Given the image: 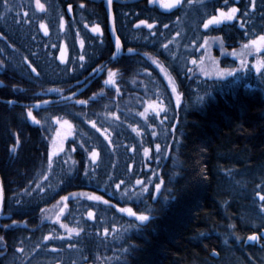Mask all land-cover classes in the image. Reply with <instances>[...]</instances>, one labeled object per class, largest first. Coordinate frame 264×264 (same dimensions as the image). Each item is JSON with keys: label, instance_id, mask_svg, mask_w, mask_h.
Listing matches in <instances>:
<instances>
[{"label": "trees", "instance_id": "trees-1", "mask_svg": "<svg viewBox=\"0 0 264 264\" xmlns=\"http://www.w3.org/2000/svg\"><path fill=\"white\" fill-rule=\"evenodd\" d=\"M40 2L45 11L36 0H0V264H264L263 240L245 244L264 229V0L255 10L250 0H183L173 12L147 0L114 4L117 59L103 2ZM234 5L237 20L203 27ZM140 19L155 27H134ZM109 70L116 84L104 83ZM89 82L72 100L33 108L40 125L27 117L32 104ZM53 117L73 134L48 171L61 130Z\"/></svg>", "mask_w": 264, "mask_h": 264}, {"label": "snow or ice", "instance_id": "snow-or-ice-1", "mask_svg": "<svg viewBox=\"0 0 264 264\" xmlns=\"http://www.w3.org/2000/svg\"><path fill=\"white\" fill-rule=\"evenodd\" d=\"M5 2H7V0H5ZM149 2L152 3V4H159L164 9H172V8L176 7L177 5L181 4V0H149ZM224 2H225V4H227V0H224ZM108 5H109V14H110V17H111V29H112V32L115 34L117 32L116 17L114 15V13L111 12L112 5H113V0H108ZM250 6H251V8L253 10L256 9L255 0H250ZM247 7L248 6H246V9H247ZM36 8L39 11H45V5L43 3H41L40 0H36ZM72 10H73L72 6L68 5V11L71 12ZM215 11L218 14L210 15V18L207 19L203 23V27L205 29H208L212 25H220V24H222L225 21L231 22V21L237 20V14L240 12V8L234 5V6L230 7L228 10H225L224 7H220V8L215 9ZM140 26H146L148 29H153L155 27V23L154 22L150 23L149 20H146V19H140V20H138V22H136L134 24V27L139 28ZM240 26H241V28H243L245 26V23H244V21L242 19L240 20ZM40 27L43 29L44 34L47 36L49 34V29H48L47 25L44 22H41ZM63 27H64V21L61 20V28H63ZM164 27L167 28L168 25L165 24ZM91 31L93 33H96L97 35H102L103 34V29L98 24L93 26L91 28ZM153 35H155V33H153ZM259 40L261 42H264V35H261L259 37ZM80 43H81V46H83L84 42L82 40L80 41ZM252 43L256 44L257 41L253 40ZM114 46H115V53H114V57L113 58L118 56L122 52L123 47H124L123 43H122V40H121L119 35H116V38H115V41H114ZM52 47H56V46L53 45ZM165 47H167V46H165ZM221 47H223V41H221ZM127 51L129 53H134L135 49L128 48ZM233 55H235V53H233ZM25 59H27V57ZM59 59L61 60V62L67 63V47L66 46H65L64 49L61 50ZM79 59L80 60H84V56L80 55ZM193 62H195V61H193ZM0 63H2V62H0ZM29 64L31 65V61H29ZM81 67H83V65H81ZM32 71L36 72V74L39 75V72L37 71V69L35 67H32ZM145 71H147V69H145ZM226 71H228V70H226ZM231 71H234V70H231ZM115 75H116V73L114 71L109 70L108 79L105 80L104 83L105 84H116V81L114 79ZM133 82H135V81H133ZM49 91L62 92L63 90L59 89V88H53V89H49ZM116 91H117V93H119V91H120L118 86L116 88ZM175 91H176V89H175V87H173V92H175ZM73 95H74V93H73ZM63 99H67V97H63ZM47 103H50V101H47V100L46 101H38L32 107H29L27 109V117L34 124L40 125L41 124V120H39L37 118V116L34 115L33 108L41 107L42 104H47ZM78 103L87 104L88 101L80 100V101H78ZM105 115L106 116H113V117L116 116L115 113H110V112L109 113H105ZM140 115L144 116L145 113L141 112ZM116 118L118 119V117H116ZM53 119L55 120V123L60 126L61 130L56 132V136L52 140L51 155H50V157L48 159V169H47L48 171H51V169H52L51 157L58 155L59 152L64 150L63 141L66 140L68 136L73 134V132H72L73 125H72V123L69 120H67V119H63L62 120L60 117H53ZM90 123L92 124L93 128L96 127V122L95 121H90ZM64 129H67V132H64L63 131ZM97 130L98 131H103L104 133L107 132V130H104V129H97ZM133 131H137V129L133 128ZM152 135H155V132H153ZM105 138L108 140L109 144H112V140H111V138L108 135H105ZM20 143H21L20 134L16 133L15 134V142H14L12 148H11V151L13 153H15L17 151V148L20 145ZM157 148H159V145H157ZM72 150L75 151V147H73ZM145 152H147V149H145ZM89 155H90L91 161L93 163H95L99 159L100 153H99L98 150L93 149V150H91ZM73 163H75V161H73ZM69 171H71V169H69ZM85 175L87 176L88 173L85 172ZM44 179H47V176H44ZM136 183L139 184L140 181L137 180ZM119 186L120 185L117 184V187H119ZM36 187L39 188L41 191H43V188H42V186L40 184H37ZM49 187H51V185H49ZM157 189H159V185H157ZM143 191H147V188H143L142 192ZM2 192H3V186H2V181H0V196H2ZM71 195L73 197H75L77 195H79V196H88V193H86V192H81L79 194L71 193ZM257 196H258L259 200L261 201V207L264 208V192H258ZM89 198L94 200V201H102L104 199L103 197L98 196V195H92ZM60 199L63 200V201H67L69 199V197L68 196H62ZM104 202L107 203V201H104ZM0 205H2V201H0ZM65 207H67V204H65ZM121 211H126L130 216H136L137 215L135 212L132 211L131 208L121 209ZM87 215L89 217H93L94 213H93V211H88ZM57 219H59V217H57ZM138 219L140 221H147V220L150 219V217L148 215H146V214H140L138 216ZM13 223H15V221ZM63 227L68 229V226L66 224L63 225ZM105 231H107V230H105ZM68 232H69L70 235L72 233H77L78 234L79 233V229L71 228V229H68ZM259 238L260 237H259L258 234H251V235L248 236V240L249 241H257V240H259ZM45 239H48V237H45ZM61 239H63V237H61ZM69 247H71V245H69Z\"/></svg>", "mask_w": 264, "mask_h": 264}, {"label": "water", "instance_id": "water-1", "mask_svg": "<svg viewBox=\"0 0 264 264\" xmlns=\"http://www.w3.org/2000/svg\"><path fill=\"white\" fill-rule=\"evenodd\" d=\"M98 2H103V5L106 9V12H107V16H108V29H109V32H110V35L113 39V42L115 41V38H116V35L117 32L114 34L112 32V29H111V17H110V14H109V5H108V0H97ZM142 0H113V5H112V9H111V12H113V6L114 4H130V3H134V2H140ZM183 0H181L182 2ZM179 5H177L176 7H178ZM175 8V7H174ZM172 8V9H174ZM164 9V8H163ZM172 9H164L165 11H170ZM123 52V50H122ZM122 52L116 56L114 59H117L121 54ZM114 53H115V47H114ZM114 57V55H113ZM102 73V71L99 73V75ZM91 85V82H89L87 85H85L84 87L78 89L77 91L73 92V93H70L68 95H64V96H61V97H57V98H53V99H48L47 101H50V103H47V104H42L41 106H47V105H51V104H56V103H60V102H64V101H69V100H72L76 97H78L79 95H81L82 93H84ZM63 97H67V99H63ZM46 101V100H45ZM7 103H9L10 105H15L17 104L16 102L14 101H8ZM36 104V103H34ZM34 104H32L31 106H33ZM1 181V180H0ZM0 201H2V205H0V216L2 214V211H3V205H4V193L2 192V196H0ZM259 235V240L257 241H249L248 238L246 239V245L249 246H254L256 245V243H258L260 240H264V229H262L259 233H257Z\"/></svg>", "mask_w": 264, "mask_h": 264}, {"label": "flooded vegetation", "instance_id": "flooded-vegetation-1", "mask_svg": "<svg viewBox=\"0 0 264 264\" xmlns=\"http://www.w3.org/2000/svg\"><path fill=\"white\" fill-rule=\"evenodd\" d=\"M143 1V0H142ZM148 2H149V0H147ZM183 2V1H182ZM182 2H181V4H182ZM150 3V2H149ZM180 4V5H181ZM122 5V4H121ZM150 5H152V6H156L158 9H159V4H152V3H150ZM179 5V6H180ZM178 6V7H179ZM161 7V6H160ZM178 7H175L174 9H172V10H170V11H165L164 9H163V7H161L165 12H173V11H175ZM212 26H215V25H212ZM115 47V46H114ZM260 242V241H259ZM263 246H264V240H263ZM257 244V243H256ZM259 244H261V243H259Z\"/></svg>", "mask_w": 264, "mask_h": 264}, {"label": "rangeland", "instance_id": "rangeland-1", "mask_svg": "<svg viewBox=\"0 0 264 264\" xmlns=\"http://www.w3.org/2000/svg\"><path fill=\"white\" fill-rule=\"evenodd\" d=\"M192 18H193V15L191 14L190 15V21L192 20ZM188 23H189V21H187ZM192 22V21H191Z\"/></svg>", "mask_w": 264, "mask_h": 264}]
</instances>
